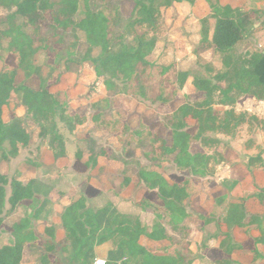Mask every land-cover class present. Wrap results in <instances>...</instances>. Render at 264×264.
Masks as SVG:
<instances>
[{
  "label": "trees",
  "instance_id": "1",
  "mask_svg": "<svg viewBox=\"0 0 264 264\" xmlns=\"http://www.w3.org/2000/svg\"><path fill=\"white\" fill-rule=\"evenodd\" d=\"M155 2L120 0L111 8L98 6L94 0H0L8 10L0 22V228H24L28 200L41 197L33 214L45 222L36 264H54L56 246L66 236L82 244L87 231L88 238H98L95 248L105 245L108 260L127 256L132 264H216L223 260L244 264L233 260L230 251L221 246L204 244L197 254L198 245L192 243V252L185 253L184 247L167 236L157 219L160 211L176 220L199 219L204 227L211 218L215 225L238 228L248 219L257 222L259 234H245L238 247L252 254L250 264H264L261 154L248 158L254 192L246 197L229 198L222 186L206 177L212 151L224 143L210 134L216 118L211 105L213 92L219 91L226 98L237 88L254 104L264 102V21L252 28L264 10L232 7L224 0H164L175 15L178 4L198 22L190 31L185 29V20L180 25L181 35L193 42L190 51L185 39L169 34L142 39L137 26L149 24L153 30L157 24ZM121 26L122 31H118ZM59 29L73 30L72 40L85 53L80 60L73 58L75 51L70 47L68 57L55 51L56 42L63 39ZM6 35L12 41H7ZM202 50L221 57L248 55L249 61L233 74L219 73L212 62L196 58ZM189 54L194 56L189 68L177 70ZM70 63L77 68L74 80L68 75ZM170 69L175 70L177 81L164 75L151 102L156 106L144 108L138 100L150 99L148 86L155 73ZM187 80L193 83V93L182 90ZM168 87L171 90L166 92ZM47 114L57 116L77 139L72 170L82 175L77 183L80 195L67 207L55 203L66 194L61 188L65 173L37 165L27 182L19 171L9 176L10 158L29 147L30 129ZM41 131L35 147L37 159L45 146ZM262 132L264 135V126ZM97 135L104 137L102 145L96 142ZM49 145L55 159L65 157V138L56 127ZM226 150L234 152L229 147ZM202 158L204 164L199 167L196 162ZM134 171L144 186L138 187L133 201L119 211L107 193L120 197L130 183L129 173ZM204 184L213 201L225 206L223 216L212 217L200 208L198 193L205 190ZM6 201L10 208L4 213ZM53 212L61 215V228H55ZM100 215L103 225L98 224ZM137 234L144 241L140 242ZM30 241L35 244L37 239ZM31 251V246L0 237V264H19Z\"/></svg>",
  "mask_w": 264,
  "mask_h": 264
},
{
  "label": "rangeland",
  "instance_id": "2",
  "mask_svg": "<svg viewBox=\"0 0 264 264\" xmlns=\"http://www.w3.org/2000/svg\"><path fill=\"white\" fill-rule=\"evenodd\" d=\"M59 1V0H58ZM96 4L100 6L101 4H106L108 7L115 6L120 0H94ZM156 7L159 10L157 17V24L152 30L150 25L137 26V30L141 33V37L144 40H149L153 35L162 36L164 34H169L172 38L179 40L180 38L185 39L186 45H188L189 50H193V42L188 37H183L181 34L183 28L180 26L183 20L186 21L185 26L187 31L195 30L198 26V22L190 16L188 11L182 10L177 4V15L171 11L168 6L164 5V0H156ZM8 10L4 6L0 5V22L6 18ZM262 17H260V20ZM262 22V21H261ZM125 20L122 21V25H126ZM210 25H213V20H211ZM121 26L118 31H122ZM59 35L63 38L58 40L55 44V51L61 57H68L67 47H70L74 52V59L76 61L80 60L84 56V52L78 50L76 43L72 40L73 30H58ZM2 31L0 29V36ZM181 35V36H180ZM7 41H12V37L6 35ZM131 39V38H129ZM58 46V47H57ZM57 47V48H56ZM197 59L203 63L212 62L219 73H224L229 71L233 74L236 69H238L243 63H248V55L234 54L230 57H221L219 54H214L209 50H202ZM194 59L193 54H189L186 60H184L178 67L177 70L185 71L189 68ZM77 68L74 63L69 64V78L74 80L76 77ZM156 78L151 81L148 88L149 100L139 99L144 108L151 107L154 108L156 103H151L152 100L156 98L159 93L160 80L164 75H167L173 81L176 80V73L174 69H170L167 72H156ZM232 76V75H231ZM246 85V82L243 83ZM119 85V84H117ZM171 87L166 89V92L170 91ZM182 90L185 94L193 93L195 88L191 80H187L182 85ZM243 91L234 88L228 96L225 98L219 91H214L211 95V105L216 112V118L214 122V130L210 132L211 135L216 137H221L223 139V144L219 146L217 151H212L211 157L208 159L206 164L207 170L210 173L206 177L213 179L220 186L223 187L224 191L228 197L242 196L254 192L252 175L249 171L248 166V156L253 157L259 152L262 153L264 158V140L261 133L256 135V128H261L264 126V102L261 101L256 105H253V99L243 98ZM232 99V101H230ZM186 102L189 104H194V102L185 98ZM57 116L52 114H47L46 118L39 117L38 126L30 129L32 134V141L29 147L22 150L21 156L24 161L38 160L35 158L37 151L35 150L36 145L41 139L38 136L40 130L41 134L45 138V146L47 150L52 151L49 145V141L54 128H57V132L65 138V152L73 156L77 149V139L74 132H70L67 128L58 122ZM192 123V120H190ZM258 126V127H257ZM114 140L113 137H111ZM95 140L98 145L104 143L103 136H95ZM98 145L96 148H98ZM232 147L238 152V156L232 150L227 151L226 149ZM234 145V146H233ZM212 149V148H211ZM253 155V156H250ZM103 163V162H102ZM196 164L201 167L204 164L203 158L198 160ZM255 165H259V162H255ZM95 172V171H92ZM160 172V171H157ZM131 177V183L118 197L111 192H108V197L113 203V207L119 211L123 210L133 201V196L138 187L144 186L143 181L137 177L136 172L129 173ZM203 178V177H202ZM203 191H199L198 200L212 217H221L225 212L224 205H217L213 199L208 195L206 190V185H203ZM89 205V204H88ZM187 211H190L188 205L185 206ZM110 208H107L104 213H108ZM169 211V209H167ZM160 215L157 218L159 222L165 228V232L169 238L178 242V244L184 247L185 253H191V244L196 243L201 248L205 243L209 246L220 245L223 249L229 250L230 253H234L236 258L244 259L248 261V257L244 256L240 252L238 243L243 239L242 237L246 233H257V228L254 223L250 220L245 221L242 228H235L232 226L215 225L214 219L211 218L210 222L204 227L199 219L196 218H184L183 220L178 219L174 216H165L164 211H160ZM198 213H194L197 215ZM105 215V214H104ZM181 225L187 227V229H180ZM138 240L140 242L144 241L142 236L138 235ZM233 257V256H232ZM216 264H226V261H217Z\"/></svg>",
  "mask_w": 264,
  "mask_h": 264
},
{
  "label": "crops",
  "instance_id": "3",
  "mask_svg": "<svg viewBox=\"0 0 264 264\" xmlns=\"http://www.w3.org/2000/svg\"><path fill=\"white\" fill-rule=\"evenodd\" d=\"M210 1L212 3H216V0H210ZM224 1H229L230 5L232 7H247V8L255 9L258 11L264 10V0H224ZM262 19L261 20L263 22L264 21V15H262ZM258 21H260V18H258V20H256V22H258ZM151 81H153V80H151ZM150 83H149V85H150ZM148 88H149V86H148ZM253 105H256V104L253 103ZM258 133L262 134L261 136L263 137V140H264V135H263L261 128L260 129L256 128V135H258ZM218 138L221 139V137H218ZM221 140H223V139H221ZM230 148H231V145H230ZM232 149L234 150L235 155L238 156L239 151H237V149L235 150L233 147H232ZM259 153L261 154V158L264 160V158L262 157V153L261 152H259ZM21 154H22V151L16 157H12L9 160V176L10 177L13 176V174L16 171H19L23 175L24 182H27L30 178H32L35 175L37 165L47 166L53 170H56L57 172L66 174L65 175L66 184L64 182V183H62L63 185L61 186V188L66 192V194L64 196H62L61 198H59L57 201H55V203H58L63 207H67L71 201H74L79 197L80 192L77 188V183L82 178V175L75 173L72 170V163L74 161V154H73V156H71V155H69V153H66L65 157L55 159L52 151L47 150L46 147H44V150L40 154L37 162L35 160H33V161H31V164H30L29 160H27V162L24 161V158L21 156ZM250 156H253V155H250ZM247 158H249V156ZM84 159L87 160L88 157L85 155ZM163 178L168 180L167 179L168 177L166 175H163ZM130 183H131V180H130ZM130 183H129V185H130ZM253 189H254V186H253ZM9 194H10V189L8 188L6 198H8ZM229 198H232V197H229ZM40 199H42V198L37 196V197H33L31 200H28L26 211L24 213V217L28 220V224H26V226L24 228H22L21 230H8V229H5V227L0 228V237L1 236L7 237V242H9V241H12L13 243L19 242V243L25 244L26 246L32 247V251L30 252L29 257L24 259L19 264H36L38 261V257L40 255L39 252L42 249V246L38 245V240L42 239L41 234H42V230H43V227L45 225V222L43 220L35 219L33 217V214H34L36 208L39 206ZM199 205H200V208L203 210V207L200 203V199H199ZM9 208H10V204L8 203V201H6L5 207H4V213ZM86 208H88V199L86 200ZM104 212L102 213L103 216H104V214L105 215L107 214ZM4 213L2 214V216L4 215ZM224 213L220 216H223ZM53 216H54L55 228H61L62 227L61 215L53 212ZM98 221H99L98 222L99 225H103L102 215H100ZM250 221L256 225L257 233H249L248 232L246 234L247 235L248 234L258 235L259 230H258L257 222H254L252 220H250ZM223 225L228 227V225H225V224H223ZM232 227H235V226H232ZM86 228L88 230V224H87ZM235 228H238V227H235ZM186 229H187V227H186ZM244 236H245V234H244ZM244 236L242 238H244ZM33 237H36V239H37L35 244L33 241H30V239H32ZM95 239H98V238L97 237H91V236L88 238V231L86 232V235L84 237L82 244L76 243L73 236H66L62 240V242L56 246V255H55L54 264H93V262L96 258L105 259V261H106L105 264H132V263H130L131 261L128 259L127 256H123L121 258L114 259V260L113 259L108 260V256H106L104 254L105 245H101L100 247H98L99 249L95 248ZM204 244L207 245V243H205V242H204ZM219 246L220 245L214 246V247H219ZM239 249H240V252L242 254H244V256L248 257V261L244 260V259L236 258L234 253H232L231 256H233L232 257L233 260H235L239 263L250 264L252 261V258H253L252 254L249 252L243 251L240 247H239ZM202 250H203V246L200 248L198 245V253L197 254H199ZM99 251L101 253H98ZM184 252H186V251H184Z\"/></svg>",
  "mask_w": 264,
  "mask_h": 264
},
{
  "label": "built area",
  "instance_id": "4",
  "mask_svg": "<svg viewBox=\"0 0 264 264\" xmlns=\"http://www.w3.org/2000/svg\"><path fill=\"white\" fill-rule=\"evenodd\" d=\"M105 259L102 258H96L93 262V264H105Z\"/></svg>",
  "mask_w": 264,
  "mask_h": 264
},
{
  "label": "water",
  "instance_id": "5",
  "mask_svg": "<svg viewBox=\"0 0 264 264\" xmlns=\"http://www.w3.org/2000/svg\"><path fill=\"white\" fill-rule=\"evenodd\" d=\"M262 20H263V19H262ZM262 20H260V21H258V22H255V23L253 24V27H252V28H257V27L259 26V24L261 23Z\"/></svg>",
  "mask_w": 264,
  "mask_h": 264
}]
</instances>
